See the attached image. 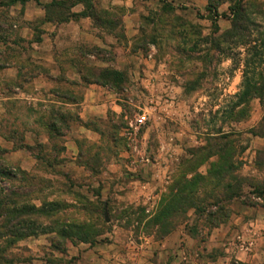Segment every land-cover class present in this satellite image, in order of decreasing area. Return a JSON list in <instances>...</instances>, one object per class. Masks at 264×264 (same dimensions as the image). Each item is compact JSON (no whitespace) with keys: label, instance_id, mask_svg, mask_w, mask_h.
<instances>
[{"label":"rangeland","instance_id":"1","mask_svg":"<svg viewBox=\"0 0 264 264\" xmlns=\"http://www.w3.org/2000/svg\"><path fill=\"white\" fill-rule=\"evenodd\" d=\"M14 1L0 0V168L17 179L0 176V196L58 208L37 218L31 236L0 241L7 264H91L68 253L90 245L78 242V229L69 233L75 225H87L95 245L119 246L116 258L98 264H264V95L247 104L237 97L244 75L264 85V0H244L236 26L233 2L219 6L227 17L214 23L209 0H167L173 10L157 0H91L100 19L87 17L85 40L68 26L89 13L83 3ZM56 28L55 49L83 84L28 80L50 76ZM85 79L106 84L118 113L80 121ZM143 114L146 123H138ZM68 135L78 139L74 155ZM222 142L233 143L229 173L239 179L237 197L218 190L228 217L211 227L208 212L180 213L178 239L165 245L151 219L176 183L208 174L218 162L216 149L208 151ZM201 189L204 202L214 190Z\"/></svg>","mask_w":264,"mask_h":264},{"label":"trees","instance_id":"2","mask_svg":"<svg viewBox=\"0 0 264 264\" xmlns=\"http://www.w3.org/2000/svg\"><path fill=\"white\" fill-rule=\"evenodd\" d=\"M75 1L80 4L83 3L87 10H89V13L82 14L80 18L93 17L95 21H99V16L93 13L91 0ZM157 1L162 3L165 8H168L170 10L174 9L167 0ZM19 2L24 4L27 2V0H16L14 1V3H12L15 4ZM227 2L234 3V6L230 8V12L231 15H233V18H235V21H233V23L236 26V23L241 22L245 19V10L243 6L244 0H209L206 11L211 15L212 21L214 23H217L220 18L227 17V15L219 13V6ZM104 76L105 80L109 75ZM113 76L115 78V82L117 81L118 77H121L117 73H114ZM85 82L90 83L86 79ZM92 84H97L103 87L106 86L104 82L100 81H94ZM263 91L264 85H260L259 81L255 80L254 77L248 78L247 75H244L242 88L240 94H238L237 97L239 98V100H241V104H247V102L249 103L255 97L261 98L264 95ZM235 117L237 120L241 119V112H238L235 116H233L234 119ZM223 140H226V138H221V141ZM232 148V142L213 144L208 153H211L212 149H216V152L213 156L218 157V162L211 165L208 174L206 176L197 175L196 177H193L191 179L184 178L181 183H176L171 194L169 195V198L161 204V208L151 219L150 225L151 228L155 229V237L157 238V240H163L170 234H172L176 226L175 220L180 213L185 216L190 210H194L197 215L203 213L205 214L208 212L207 221L211 227L217 226L220 223V219H225L228 217L226 215L225 208H222L221 206V202L218 196L221 195L220 192H227L228 199L229 197L236 195L235 190H233V186H235L234 183L236 181L238 182L239 179L238 177L232 176L229 173V170L234 165L232 163V158L234 157ZM203 156L205 157V154L202 155V158ZM0 176L8 177L14 180L17 179V174L7 171L6 169L4 170L3 168H0ZM227 179L230 181H226ZM204 186L211 187V190L214 191L211 192L212 195L210 197H207L204 202H201L198 193L207 192L206 190L201 189ZM233 197H237V195ZM213 207L217 208L218 211L214 212L208 210L209 208ZM53 208L58 207H52V209L50 210H54ZM50 210L46 209V206L42 208L27 205L18 206L16 201H12L9 203L7 200L3 199L2 196H0V241L9 239L7 237H10V239H12V243L15 244L17 241L31 236L28 234V231L33 230L37 227V218L42 217V215L51 217L53 215L52 213L56 211L54 210V212H50ZM142 221L143 219L141 220V222ZM75 228L78 229L79 233V237H77L78 242L87 243L92 246L96 244L95 238L92 237L93 234L92 232H90L91 229L88 228L87 225H85V227H77L76 225L71 226L69 228V233H73V230ZM86 230L88 231V233L85 232ZM12 243L9 244L13 245ZM3 252L4 251L0 246V264H7L8 262L6 258H4Z\"/></svg>","mask_w":264,"mask_h":264},{"label":"crops","instance_id":"3","mask_svg":"<svg viewBox=\"0 0 264 264\" xmlns=\"http://www.w3.org/2000/svg\"><path fill=\"white\" fill-rule=\"evenodd\" d=\"M90 19L88 18H82L77 22L76 24L72 21L69 23L68 26H73L74 30L73 34L76 36H82L83 40L89 38L90 39ZM55 41H52V54L47 55V58L51 59V63L54 65L50 66V76H45V75H33V77L28 78V80H33L34 83H41L43 85H47V83L52 82L53 87H58L60 88L61 78L63 79L66 78L70 81H76L77 85L83 84L81 76L78 74H74L73 71L70 70V61L69 62H64V59L61 58L60 53H57V50L55 49L57 45V40L59 37L62 35L61 34V29L56 28L55 29ZM46 34L43 35V42H45ZM59 51V50H58ZM43 66L49 67V65H46L43 63ZM13 68V67H12ZM11 68V69H12ZM16 69L17 72H15V79L16 80H21L23 78L24 72L20 71L18 68ZM76 79V80H75ZM37 81V82H36ZM27 84V83H25ZM30 84V83H29ZM87 85L82 86L83 90V97L81 100V103L79 106L81 107V111L79 113L80 120L83 122H89L95 120L96 116L95 113L100 111V112H108V111H114L118 113L117 110V105H116V100L114 98V94L112 93L111 90L97 85V84H91V83H86ZM48 86V85H47ZM44 86H42L43 88ZM42 88H39L40 93L42 94ZM57 89V88H56ZM38 91V88H37ZM24 92V90L22 91ZM35 100V99H34ZM66 151L68 154H73L74 155V150L78 146V139L75 137H72L71 135H68L66 138ZM75 159V158H73ZM173 239H178V233H172L170 236L166 238L165 245L168 244L170 241ZM149 244V243H148ZM159 245V243H157ZM144 246V245H143ZM155 248L157 246L155 245ZM118 249L119 246L116 244H107V245H86V244H78L74 247H71V250L68 249V253L73 252L74 255H81L85 254L91 257V264H98L100 262H106L113 260V258L118 255ZM105 253V255H103ZM118 260V259H117ZM117 261L112 262L111 264H116Z\"/></svg>","mask_w":264,"mask_h":264},{"label":"built area","instance_id":"4","mask_svg":"<svg viewBox=\"0 0 264 264\" xmlns=\"http://www.w3.org/2000/svg\"><path fill=\"white\" fill-rule=\"evenodd\" d=\"M147 119H148V116H147L146 114H143V115H141L140 118L138 119V123H142V124H144V123H146Z\"/></svg>","mask_w":264,"mask_h":264}]
</instances>
